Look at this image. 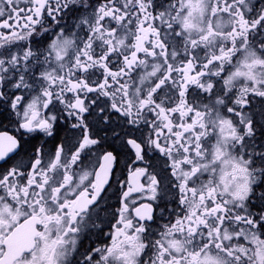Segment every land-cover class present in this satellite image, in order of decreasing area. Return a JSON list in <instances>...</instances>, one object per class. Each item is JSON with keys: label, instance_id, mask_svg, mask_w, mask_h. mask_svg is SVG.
Listing matches in <instances>:
<instances>
[{"label": "snow or ice", "instance_id": "6c2138e0", "mask_svg": "<svg viewBox=\"0 0 264 264\" xmlns=\"http://www.w3.org/2000/svg\"><path fill=\"white\" fill-rule=\"evenodd\" d=\"M0 264H264V0H0Z\"/></svg>", "mask_w": 264, "mask_h": 264}]
</instances>
